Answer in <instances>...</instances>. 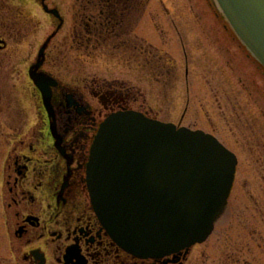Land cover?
<instances>
[{
  "label": "rangeland",
  "instance_id": "rangeland-1",
  "mask_svg": "<svg viewBox=\"0 0 264 264\" xmlns=\"http://www.w3.org/2000/svg\"><path fill=\"white\" fill-rule=\"evenodd\" d=\"M42 1L0 0V182L11 147H42L37 73L84 95L99 123L123 109L104 104L113 93L238 156L227 211L187 264H264V67L213 1L49 0L59 29ZM85 131L89 150L97 129Z\"/></svg>",
  "mask_w": 264,
  "mask_h": 264
},
{
  "label": "water",
  "instance_id": "water-1",
  "mask_svg": "<svg viewBox=\"0 0 264 264\" xmlns=\"http://www.w3.org/2000/svg\"><path fill=\"white\" fill-rule=\"evenodd\" d=\"M213 1L264 65V0ZM35 80L48 104L49 80ZM237 165V156L211 134L119 111L95 138L88 185L99 217L121 246L162 257L209 237Z\"/></svg>",
  "mask_w": 264,
  "mask_h": 264
},
{
  "label": "flooded vegetation",
  "instance_id": "flooded-vegetation-1",
  "mask_svg": "<svg viewBox=\"0 0 264 264\" xmlns=\"http://www.w3.org/2000/svg\"><path fill=\"white\" fill-rule=\"evenodd\" d=\"M48 2L43 0L42 7L54 17ZM56 11L62 22L59 29L63 15ZM1 47L7 49L8 44L0 37ZM67 91L72 89L63 84L55 89L56 115L51 116L35 84L34 93L42 100L41 138L37 139L42 147H11L3 165L0 264H187L198 245L162 257H143L124 249L105 227L87 184L93 140L89 150L83 144L89 137L85 129L98 130L101 122L84 95ZM103 99L106 105L125 108L124 99H116L113 93Z\"/></svg>",
  "mask_w": 264,
  "mask_h": 264
}]
</instances>
